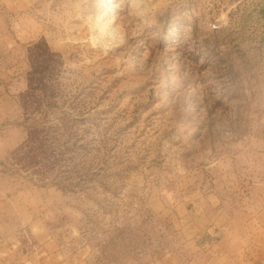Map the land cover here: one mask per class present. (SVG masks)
I'll use <instances>...</instances> for the list:
<instances>
[{"label": "rangeland", "instance_id": "374dc122", "mask_svg": "<svg viewBox=\"0 0 264 264\" xmlns=\"http://www.w3.org/2000/svg\"><path fill=\"white\" fill-rule=\"evenodd\" d=\"M251 255L264 0H0V264Z\"/></svg>", "mask_w": 264, "mask_h": 264}, {"label": "crops", "instance_id": "0c3cea01", "mask_svg": "<svg viewBox=\"0 0 264 264\" xmlns=\"http://www.w3.org/2000/svg\"><path fill=\"white\" fill-rule=\"evenodd\" d=\"M249 239H251V238H249ZM250 245V244H249ZM253 247L252 246H245L244 248H243V250H242V253H241V255H242V257H240L239 258V260H244L245 258H243L244 256H243V253H245L246 254V252H250V254L253 252ZM1 257V256H0ZM251 259H252V255L250 256V261H242L244 264H251L252 263V261H251ZM261 264H264V260L262 261V263Z\"/></svg>", "mask_w": 264, "mask_h": 264}]
</instances>
